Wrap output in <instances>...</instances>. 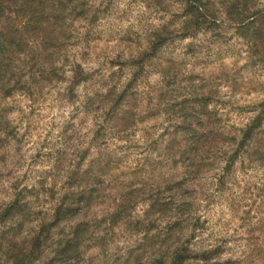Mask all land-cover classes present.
Returning <instances> with one entry per match:
<instances>
[{"label": "trees", "instance_id": "1", "mask_svg": "<svg viewBox=\"0 0 264 264\" xmlns=\"http://www.w3.org/2000/svg\"><path fill=\"white\" fill-rule=\"evenodd\" d=\"M256 2L218 0L216 7V0H173L179 8L177 12L171 13L166 24L150 28L147 44L118 63L130 68L128 78L122 80L117 76L118 70L113 71L106 81L101 79L102 89H93L84 96L83 110L93 115V134L88 144L95 143V160L84 169L88 147L76 150L79 160L66 171L63 186L48 187L53 200L50 213L37 217L40 213L22 189L16 190L14 199L0 208V224H16L17 231L24 230V224L39 221L37 227L29 229L19 264H89L91 255L88 260L85 255L91 248L100 249L96 256L104 259L99 264H199L201 260L211 264V259L222 253V242L210 251L190 249L196 230H205L206 218L191 215L197 213V201L208 197L200 193L203 188L200 179L218 167L219 159L212 161L219 152H223L227 165L214 176L219 186L226 179L223 173L228 175L238 159L264 166V103L236 133L226 131L217 112L209 107L213 101L211 88L190 99L188 105H181L182 113L175 115L177 123L172 133L164 130L165 134L173 135L162 146L151 143L149 147L160 155L158 163L184 170L180 179L174 176L155 182L154 171L145 174L146 168L141 165L132 171L133 179H123L125 176L119 179L122 175L109 173L118 162L110 157L107 146L114 139L125 140L137 127L141 113L137 98L144 92L138 81L158 52L175 39L203 33L211 34L208 40L216 43L225 38L226 25L244 38L251 56L264 63V9L249 8L250 3L254 7ZM154 3L158 9L172 12L163 0ZM100 12L101 5L92 4L91 0H0V101L6 102L17 93L34 101L47 88L65 81L68 96L74 98L75 87L86 84L93 74L70 57L80 36L77 26L91 30ZM189 52H196L191 45ZM174 61L168 59L162 70L168 75V85L178 74ZM66 71L71 75H66ZM0 112L8 115L10 107L6 104ZM0 131L4 132L0 139L1 160L14 137L15 127L4 120L0 122ZM29 192L33 193L30 189ZM141 201L148 202L143 218L133 217L132 211ZM160 220L165 225L150 235L152 226ZM119 223L143 235L124 253L111 254L116 258L111 262L110 258L106 260L108 234ZM189 226L192 232L186 235Z\"/></svg>", "mask_w": 264, "mask_h": 264}, {"label": "rangeland", "instance_id": "2", "mask_svg": "<svg viewBox=\"0 0 264 264\" xmlns=\"http://www.w3.org/2000/svg\"><path fill=\"white\" fill-rule=\"evenodd\" d=\"M106 3H101V12L99 18L91 30L86 31L85 27L78 24L77 33L78 39L73 45L72 60L79 61L82 66L89 71L91 78L88 82L82 83L75 87V97H71L67 94L68 83L59 82L54 87L47 88L45 92L38 97L37 100H30L24 95L22 100L19 101L23 107L20 111L24 113L21 123L24 125V130L21 132L20 127H15L14 137L11 139L9 145L4 151V159L0 160V165H3L5 172H0V179L5 176L12 175V168L25 166L30 170L24 174V180H28L29 177L36 180V186L32 188L24 187L20 188L21 181L13 183L12 188L14 193L16 190L22 189L25 197H32L30 204L34 206L35 211L40 214L45 212H51V205L53 203L52 198L49 196L48 185L51 183V187L54 189L61 188L65 179L66 171L74 166L79 160V153L81 146L83 148L88 147V153L83 161V168L85 163L87 165L90 161L95 160L97 156V149L95 143L88 144L92 139L93 134V115L84 112L82 107V99L84 96L93 89H102L101 79H107L109 74L113 71L118 70L117 76L124 80L128 78L130 68L128 66L118 65L120 61L134 55L137 51L141 50L147 44L148 31L150 28L146 27L143 22L130 23L125 25L124 19H127L125 15L122 19L121 15L116 14L113 9V0ZM92 4H95L91 0ZM96 5V4H95ZM177 5V4H175ZM151 7V5H146ZM157 8V7H156ZM158 9V8H157ZM179 9V8H178ZM160 12H164L166 15L172 17L173 12H165L158 9ZM163 19V17H161ZM119 21V23L117 22ZM228 30L233 32V29L227 27ZM239 38L237 43L242 42L247 48L244 38L237 36L233 32V36H229L227 39H219L218 42L212 44L223 45V47H217L216 51L221 55H227L230 49L227 47L233 39ZM209 34L197 33L193 37H179L173 42L165 45L157 54L155 58L146 66V73L138 81V87L144 92L143 95L137 98L139 103V109H141L140 119L137 121L136 128L130 131L128 137L125 140L114 139L107 146L110 157L118 162V165L111 167L109 173H115L122 175L119 177L127 176L128 173L122 171L125 165L131 160L130 153L133 149L139 151V145H125L123 143L116 144V141H130L135 136L134 130H139L141 126H147L144 128V136L148 138L147 147L141 152V158H137L132 162L141 167L146 168V173L153 170V180L161 181L164 177L162 175L163 169H174L168 164L158 163L159 159H153L150 153H156V150L149 149L151 143L155 145L165 144L171 137L174 125L177 123L178 113H182L181 105H188L189 100L195 97H199L201 94L207 92V89L212 90V102L209 103V107L214 109L217 116L220 119V124L225 126L226 131L232 133L238 132L237 125L232 124L233 117L237 119L246 118L247 123L255 116L259 107L262 106L264 100H259L246 105H238L233 103L232 98L218 99V88L211 86L206 81L203 75L207 72L211 65L206 63L203 59L207 52L210 51V45L208 43ZM187 41V43H185ZM189 45L195 49L196 52H189ZM173 59L174 69L178 70L177 77L172 84L168 85V75H165L162 70L167 66V60ZM260 69H264V63L256 61L253 58L248 65L244 68L237 70L238 80L235 82L237 86L232 87L231 91L234 97H240L243 100L245 97L250 95L249 86L252 84L254 78L259 74ZM66 75L71 73L66 71ZM157 76L159 79L152 83V77ZM106 81V80H105ZM103 85V84H102ZM201 87V88H200ZM251 91H256L255 87H252ZM17 94L14 97L7 99V101L17 100ZM6 101V102H7ZM26 102V103H25ZM212 105H215L213 108ZM10 107L9 114L14 110L12 105ZM70 109V111H68ZM64 111H68L67 119L64 118ZM51 112H56V116H53L49 120L48 116ZM223 112V115H221ZM59 118V119H58ZM91 122V127L89 123ZM246 124V123H245ZM244 124V125H245ZM243 125V126H244ZM242 126V127H243ZM241 128V127H239ZM169 129L171 133L165 134L164 130ZM163 133V134H162ZM31 137V138H30ZM35 141V143H33ZM89 145V146H88ZM114 145V146H113ZM32 148L36 150L32 152ZM27 149L28 151H25ZM95 150V155L93 151ZM121 153H124L121 155ZM149 153V154H146ZM158 157L160 155L157 154ZM16 157H19L16 159ZM220 164V163H219ZM51 165V169L47 166ZM215 165H218L217 163ZM11 166V167H10ZM99 166V165H98ZM219 166V165H218ZM44 167L46 170L41 172L40 169ZM131 170V174L134 169ZM255 168L257 172L264 171V166L259 165L257 162L249 163L246 160L238 159L233 166V170L226 176L223 187L230 191L229 184L232 183V179L235 176L237 170L243 173L245 176ZM216 173V168L205 173L200 179L203 188L200 193L208 195L205 191L210 187H214L218 193L217 199L210 201L208 197L204 200H198L197 213L204 211L209 213V217L206 218L205 230L209 225L213 206H218L225 199L223 193L220 192V187L213 175ZM217 174V173H216ZM173 176L168 177L171 179ZM256 180H264V176H256ZM237 187L243 189V195L246 199L242 200L240 204L233 202L229 205L231 211H233V218H239L243 223H249L252 227L249 232L255 237V240L250 241V244L255 247L260 246L261 237L264 236V187L258 183H243L237 182ZM50 188V187H49ZM29 189L33 192L30 193ZM255 190V193H254ZM200 195V194H198ZM201 196V195H200ZM147 201H141L132 211V216H139L137 214V208L140 204H146ZM4 204H0V208ZM43 205V207H40ZM243 206L244 212L242 216H237L235 213L239 211V208ZM47 209L45 211L44 209ZM99 212V211H98ZM247 217V221L244 218ZM259 217V219H257ZM205 219V218H202ZM255 221V223H252ZM165 225V221H156L152 226L153 229L149 232L152 235L153 232H157L160 229L161 224ZM26 225V224H24ZM216 226H220V221L216 222ZM227 227V223L224 224ZM204 230V231H205ZM110 245L116 244L117 239L128 238L134 240L136 237H142V233L135 232L134 230L126 229V225H119L111 229L109 232ZM196 241V238L194 239ZM193 243V242H191ZM226 244L227 241H222ZM94 248L89 249L88 253L92 252ZM125 248L116 246L114 252L108 251L106 254V260L110 258L111 262L114 261L115 256L111 254L124 253ZM225 249L223 248V251ZM221 251V252H223ZM87 253V254H88ZM89 256V255H88ZM220 254L217 256V258ZM92 263L99 264L104 257L96 256L92 254ZM88 260V259H87ZM218 264L219 261L217 260ZM223 264H234L233 261H224ZM255 264H264V256H257Z\"/></svg>", "mask_w": 264, "mask_h": 264}, {"label": "clouds", "instance_id": "3", "mask_svg": "<svg viewBox=\"0 0 264 264\" xmlns=\"http://www.w3.org/2000/svg\"><path fill=\"white\" fill-rule=\"evenodd\" d=\"M96 5H100L101 3H106L107 0H93ZM163 3L171 6L172 11H177L178 6L173 3V0H163ZM114 9L113 11L116 14L121 15L122 19L125 15H127V19L123 20L125 25L130 23L143 22L146 27H160L163 24H166L170 19L169 15H166L164 12H160L154 3V0H113ZM146 5H151V7H146ZM216 7H219L218 0H216ZM249 8L251 10L264 9V0H257L254 7L250 3ZM163 17V19H161ZM119 23V21H117ZM178 27V25H177ZM211 35V34H209ZM229 36H233V32L227 29L225 25V39ZM239 40L238 37L233 39L227 47L230 49L227 55L221 56L216 48L223 47V45L212 44L211 41H208L210 45V51L207 52L206 56L203 58L206 63L210 64V69L205 72L203 75L205 79L211 86L218 88V99L232 98L233 103L238 105H246L259 100H264V69H260L259 74L254 78L252 84L249 86V92L251 93L243 100L240 97H234L231 91L232 87L237 86L236 81L238 80L237 70L244 68L245 65H248L249 62L253 59L248 49L244 46L242 42L237 43ZM187 43V41L185 42ZM17 71V69H13ZM69 75H71L69 73ZM159 79V77H152V83ZM252 87H255L256 91H251ZM17 100L13 101H0V108H4L7 105H12L13 111L5 115L3 112H0V122L7 120L14 126H19L21 132L24 130V125L21 123V119L23 118L24 113L20 111V108L23 107L22 104L19 103L20 100L23 99L22 96L17 93ZM26 103V102H25ZM214 108L215 105H212ZM70 111V109L68 110ZM68 111H64L63 116L67 119ZM215 115V113H212ZM223 115V112H221ZM53 116H56V112H51L48 116L49 120ZM59 119V118H58ZM232 124L237 125V129L242 127L245 123H247L246 118L237 119L233 117ZM91 122L89 123V127H91ZM195 127V125H193ZM147 126H141L139 130H134L136 132L135 136L130 141H116V144H125V145H139V151L133 149L130 153L131 160L125 165L122 171L128 173L126 177L123 179H133L131 175V170L135 167V164L132 162L137 158H141V152L147 147L148 138L144 136V128ZM4 137V132L0 131V139ZM31 138V137H30ZM35 143V141H33ZM111 143V142H110ZM114 146V145H113ZM99 147V146H98ZM184 147V146H182ZM32 152L36 149L32 148ZM25 151H28L25 149ZM95 150L93 151V155H95ZM124 153H121L123 155ZM149 154V153H146ZM153 159H159L156 153H150ZM19 157H16L18 159ZM216 159H219L220 164L216 168V173H221L222 169L225 168L226 159L223 156V152H219L216 158L213 159L212 163L216 162ZM11 167V166H10ZM88 165L85 163V168ZM48 169H51V165L47 166ZM46 169L42 167L40 169L41 172ZM5 168L3 165H0V172H5ZM30 170L28 167H14L12 168V175L5 176V178L0 179V204H5L11 202L14 199V190L12 188L13 183L16 181H21L20 188L28 187L32 188L36 185V180L29 177L28 180H24V174ZM83 171V169L81 170ZM214 173L213 175H215ZM162 175L164 178H168L170 176L175 175L176 179L182 178L184 175L183 169H163ZM224 176H227V173H223ZM264 176V171L257 172L255 168L245 176L239 170H237L235 176L232 179V183L229 184L230 191L226 190L223 185L220 187V192L224 194L225 199L222 203H219L218 206H213L211 218L209 220V225L207 230L201 231L200 229L196 230V241L193 242V245H190V249L192 251H210L218 246H221L222 241H227L226 244H223L224 251L220 254L218 258L213 257L211 259V264H217V260L219 264H223L224 261H233L234 264H255L257 256H264V236L261 237L260 246L255 247L250 244V241L255 240V237L251 235L249 229L252 227L249 223H243L241 219L233 218V211L230 210L229 205L235 202L236 204H240L242 200L246 199L243 195V189L236 186L237 182L243 183H258L262 187H264V180H256V176ZM51 187V183L48 185ZM59 191V189H58ZM208 194V199L210 201L216 200L218 193L216 192L214 187H210L205 190ZM255 193V190H254ZM32 200V197L28 198ZM185 200H191L190 197H185ZM23 203V201H22ZM179 203V201H177ZM40 207H43L41 205ZM147 208L146 204H140V207L137 208V214H139L140 218H143V212ZM47 211V209H44ZM244 212L243 206L239 208V211L235 213L237 216H242ZM192 217L194 218L196 215H199L202 218H208L209 213L201 211L199 213L193 212ZM264 215V213H262ZM99 219V217H97ZM247 217L244 218V221H247ZM259 219V217H257ZM220 221V226H216V222ZM39 221H34L30 225H25L24 230L17 231L16 224H9L5 222V224H0V264H19V258L22 256L26 249V241L29 237V229L37 227ZM227 223V227L224 224ZM252 223H255L253 221ZM163 226V222L161 224ZM192 232L191 227L189 226L186 230V235ZM156 233L153 232L152 235ZM140 237H136L134 240H130L128 238L117 239L116 244L112 245L109 249L110 253L116 250V246L119 245L127 249L128 247H133L136 243H138ZM100 249H93L92 252L85 255V259H87L88 255L99 254ZM199 264H204V261H199Z\"/></svg>", "mask_w": 264, "mask_h": 264}]
</instances>
